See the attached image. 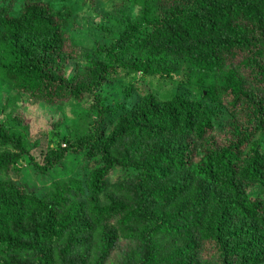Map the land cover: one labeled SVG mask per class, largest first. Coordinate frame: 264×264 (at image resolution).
<instances>
[{
    "label": "trees",
    "instance_id": "obj_1",
    "mask_svg": "<svg viewBox=\"0 0 264 264\" xmlns=\"http://www.w3.org/2000/svg\"><path fill=\"white\" fill-rule=\"evenodd\" d=\"M55 1L0 0V175L92 167L44 195L0 179V264H264V0H130L139 16L91 51ZM138 75L202 100L126 87L111 107L106 89ZM29 101L96 119L53 124L34 156Z\"/></svg>",
    "mask_w": 264,
    "mask_h": 264
},
{
    "label": "rangeland",
    "instance_id": "obj_2",
    "mask_svg": "<svg viewBox=\"0 0 264 264\" xmlns=\"http://www.w3.org/2000/svg\"><path fill=\"white\" fill-rule=\"evenodd\" d=\"M57 10L70 8L74 13L75 23L69 27V34L73 43L84 51H91L99 44H107L111 41L109 32H120L128 24V20L134 21L139 16L140 7L135 6L130 0H66L65 2H53ZM72 68L74 65H71ZM134 87L140 92L148 90L159 99H170L174 94H181L194 100H202V95L196 91H190L187 86L180 85L177 80L170 81L159 78H142L135 76L132 80L123 81L116 86L106 89L105 97L108 104L115 108L119 103H124V91ZM4 88L0 85V105L5 104ZM23 120L29 126L31 141L35 147L34 156H39L47 146L51 145L50 132L53 124L64 120L66 125L75 131H81L87 124H93L96 116L89 117V106L83 103L66 102L60 108H46L35 101H29L22 107ZM86 123V124H85ZM64 149V144L62 145ZM92 167L91 161L86 155H68V158L51 175L44 178L36 177L28 161L20 163V172L12 171L0 175L2 180H12L26 185L38 194L44 195L54 182L70 179L83 180L87 169ZM115 179V177H113Z\"/></svg>",
    "mask_w": 264,
    "mask_h": 264
}]
</instances>
